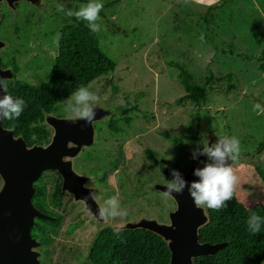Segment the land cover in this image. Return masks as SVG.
<instances>
[{"label": "rangeland", "instance_id": "374dc122", "mask_svg": "<svg viewBox=\"0 0 264 264\" xmlns=\"http://www.w3.org/2000/svg\"><path fill=\"white\" fill-rule=\"evenodd\" d=\"M36 1V5L18 1L19 6L14 3V8L1 2L0 57L14 79L38 88L49 79L55 65L57 33L60 36L65 26L78 22L88 27L86 21L58 11V6L78 10L89 0ZM102 3L97 21L101 30L95 33L100 49L116 66L88 87L113 112L93 123L94 142L70 160L73 170L94 187L90 189H96V201L106 213L112 209L105 201L116 196L128 215L97 222L83 202L63 192L58 206H52L61 217L59 232L50 246L37 248L41 264H90V246L105 228L142 217L169 224V213L176 209V203L152 186L166 185L173 179L162 173L165 168L184 174L196 161L193 150L201 141L206 142L207 136L239 139L238 163L231 166L239 178L236 198L246 207L264 204V184L256 172L258 168L264 171V148L258 150L264 136V61H259L264 52V0ZM201 34L203 41L199 39ZM174 63L188 70L200 85L212 75L207 103L196 106L179 101L185 93ZM126 99L138 104V109L129 114L131 128L122 117ZM68 100L52 115L67 119L64 108ZM256 104L261 109L254 111ZM111 121L126 132L112 133L108 127ZM161 132L173 137L185 134L195 140L174 145ZM55 172L47 171L40 180L50 192L56 185L62 186V178ZM105 174L107 184L101 179Z\"/></svg>", "mask_w": 264, "mask_h": 264}, {"label": "trees", "instance_id": "16d2710c", "mask_svg": "<svg viewBox=\"0 0 264 264\" xmlns=\"http://www.w3.org/2000/svg\"><path fill=\"white\" fill-rule=\"evenodd\" d=\"M259 61H264V52ZM115 66V62L100 49L96 33L90 31L82 22L65 26L58 41L55 65L46 82L36 88L20 79L7 80L8 92L14 97L23 98L26 107L18 119L3 120L4 128L14 130L16 136L22 135L28 146L46 145L51 131L44 123V114H57L59 105L68 100L78 87L89 86L98 78L112 73ZM174 67L179 70L178 79L185 93L179 101H187L196 106L207 103V87L213 81L212 75L200 85L183 66L174 63ZM261 68L264 69V66L261 65ZM126 105L121 110L122 117L126 126L131 128L129 114L138 109V104L135 100L126 99ZM108 127L114 134L126 132L117 126L116 121H111ZM160 135L174 145L195 140L193 136L185 134L173 137L167 132H161ZM263 148L264 136L258 150L262 151ZM148 157L157 162L153 155L148 154ZM256 172L264 184V171L258 168ZM42 178L35 185L32 203L43 214L56 217L57 220L36 219L31 234L42 247H48L58 234L61 223V217L54 212L52 206H58L63 194L59 186H55L51 192L48 191L42 181L40 182ZM102 182L104 183V179ZM204 207L209 221L199 230V241L210 244L226 243V246L214 256L194 259V264L264 263V223H261L260 233L256 235L248 230L247 224L253 213L264 217V204L246 207L237 200L234 191L226 208L217 211L206 205ZM88 259L92 264H168L170 252L164 241L149 231L139 229L114 232L107 228L95 237Z\"/></svg>", "mask_w": 264, "mask_h": 264}, {"label": "water", "instance_id": "95a60500", "mask_svg": "<svg viewBox=\"0 0 264 264\" xmlns=\"http://www.w3.org/2000/svg\"><path fill=\"white\" fill-rule=\"evenodd\" d=\"M14 8V3L26 0H0ZM36 5V0H27ZM1 19V12H0ZM3 43L0 42V49ZM0 77L12 81L10 70L3 69L0 63ZM5 93L0 88V98ZM96 116L92 123L79 120L75 123L66 118H58L50 113L44 114V122L53 129L50 142L45 145L28 146L22 135H15L14 130L6 129L0 119V264H41L37 248L41 243L32 236L31 230L36 219H56L43 214L32 203L36 191L35 183L45 171H56L62 178L61 192H68L74 200L81 201L85 210L101 222L98 215L100 206L96 200L88 199L90 188L84 185L87 178L77 174L70 159L79 155L81 150L94 142L93 123L108 117L113 110L98 101ZM215 143L218 138L206 137V141ZM208 162L207 157L200 156L182 174L189 186L199 180L194 175L201 163ZM238 160H228V166L237 164ZM162 173L172 176V169L165 168ZM153 190L165 193V185L155 184ZM176 209L169 213V224L159 223L156 218L142 217L140 220L127 222L112 230H146L159 236L170 252L168 264H194V259L202 256H214L226 246V243L210 244L199 241V230L204 227L209 217L205 207L197 208L187 187L183 194L170 195ZM92 264V263H90ZM264 264V263H263Z\"/></svg>", "mask_w": 264, "mask_h": 264}, {"label": "clouds", "instance_id": "9594fccd", "mask_svg": "<svg viewBox=\"0 0 264 264\" xmlns=\"http://www.w3.org/2000/svg\"><path fill=\"white\" fill-rule=\"evenodd\" d=\"M104 4L102 0H89L86 5L80 6L78 10L66 8L61 4L58 6V11L65 13L68 17H75L77 20L86 21L92 32H99L101 25L97 23L100 19V12ZM59 33L54 38V42L59 41ZM201 41L204 40L203 34L199 37ZM0 88L5 93L0 98V119L15 120L18 119L26 107V102L23 98L14 97L8 92V82L5 78L0 77ZM74 100V104L72 101ZM99 97L96 93L90 91L88 86L78 87L69 97L66 102L64 110L68 113L67 120L73 123L84 120L86 123H92L96 116V105ZM261 109L260 104L253 106V110ZM264 111V109H261ZM215 143L200 142L192 152V158L198 159L200 156H206L208 162L203 167H197L194 175L199 177V180L188 182L183 178L179 171L172 170L173 179L167 181L165 185V195H172L173 193L183 194L187 187L190 196L197 208L207 206L213 210H221L227 207V201L231 200L234 195L235 187L239 181L233 168L228 166V160L234 161L240 153V141L236 136H219ZM202 145V146H201ZM169 159H172L170 157ZM87 188V185H85ZM96 200L97 195L95 191H90L89 196L84 200ZM105 204L110 206L112 211L107 212L103 207L100 208L98 217L101 220L108 218H124L127 217L126 209L121 208L120 202L116 196H112L105 201ZM119 209V211H117ZM261 223H264V217L253 213L247 220L248 230L256 235L260 233Z\"/></svg>", "mask_w": 264, "mask_h": 264}, {"label": "flooded vegetation", "instance_id": "af4514ba", "mask_svg": "<svg viewBox=\"0 0 264 264\" xmlns=\"http://www.w3.org/2000/svg\"><path fill=\"white\" fill-rule=\"evenodd\" d=\"M15 4H16L17 7L19 6V3L16 2ZM57 48H58V46H57ZM56 56H57V55H56ZM55 59H56V57H55ZM11 62H14V61L12 60ZM0 63H1V67H2L3 69L9 67V66L6 64V62L3 61V59H2L1 57H0ZM62 117H63V116H62ZM50 131H51V135H52L53 132H52V130H50ZM49 142H50V141H49ZM49 142H48V143H49ZM48 143H47V144H48ZM47 144H46V145H47ZM43 146H45V145H43ZM46 172H47V171L43 172L42 175L40 176V178L43 177V175H44ZM54 172H55V171H54ZM55 173H56V175L58 176V178L61 180L60 175H59L57 172H55ZM40 178H39V179H40ZM39 179L36 181L35 185L38 183ZM101 179H104V183L107 184V180H108L109 178H108L107 175H106V176H105V175H102ZM88 183H89V182H88ZM88 183L85 184V185H87V188L92 187V186H89ZM85 185H84V186H85ZM56 186H59L60 191H61V184H58V185H56ZM92 188H94V187H92ZM92 188H91V189H92ZM94 191H95V193H96V189H95ZM61 193L63 194V192H61ZM62 197H63V195H62ZM79 203H80V204L82 205V207H83V203H81V202H79ZM36 208H37V207H36ZM37 209H38V208H37ZM38 210H39V209H38ZM39 211H40V210H39ZM105 229H107V228H105Z\"/></svg>", "mask_w": 264, "mask_h": 264}]
</instances>
